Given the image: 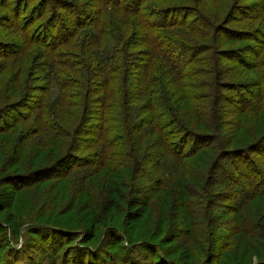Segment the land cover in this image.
Returning a JSON list of instances; mask_svg holds the SVG:
<instances>
[{
	"label": "trees",
	"instance_id": "1",
	"mask_svg": "<svg viewBox=\"0 0 264 264\" xmlns=\"http://www.w3.org/2000/svg\"><path fill=\"white\" fill-rule=\"evenodd\" d=\"M0 136V187L49 193L45 222L0 194V264H198L181 227L209 253L222 204L264 264V0H0Z\"/></svg>",
	"mask_w": 264,
	"mask_h": 264
},
{
	"label": "rangeland",
	"instance_id": "2",
	"mask_svg": "<svg viewBox=\"0 0 264 264\" xmlns=\"http://www.w3.org/2000/svg\"><path fill=\"white\" fill-rule=\"evenodd\" d=\"M12 140V139H10ZM0 150H7L9 153L5 158L2 157L3 153L0 152V175L3 174L2 172H13L16 173L19 171L16 170L18 165L15 166H8V164H13L14 161L16 160L17 157V152L20 146H10L7 145L6 139H4L3 136H0ZM15 152V153H14ZM14 153L13 159H8V162L6 163V159L9 155ZM23 163V162H22ZM16 170V171H15ZM47 187L46 184L42 185V188ZM42 188L40 189H35L34 187H24L21 190H15L12 191L10 189L3 188L2 186L0 187V194L2 196L6 197V202L8 204V210L6 211V214L8 216L11 215H22L28 219H34L30 214L34 212L35 210L39 209L38 205L39 203L41 204L44 200V212L42 217L37 218L39 221H48L46 215H45V209L47 208V197H45V192H42ZM40 195L43 196L44 199L39 197ZM217 215H216V220L218 223H223L221 229H217L216 232H214L218 236V241L215 239L214 244H217V248L214 249L211 248L210 252L208 253V248L207 246L210 245V241L208 238L204 236V234L201 235V237L196 236L194 233V228L193 225H191L192 229H189L187 225H184L181 227L183 232H189L190 241L187 242V245L184 246L183 248H180L177 250V253L174 256H179V254L184 257V258H189L190 261L196 260L198 264H203L205 260L209 262L208 264H248V263H253L256 264V256L252 257V259L248 256L244 261L247 263H242V258L244 256V243L246 242L245 240L243 243H237L238 240L237 236H232L234 232V223L232 221V217L228 213L225 205H218L217 206ZM221 209V210H219ZM167 211V207L164 205L163 201L159 198H156L149 206L148 208L144 211V217L138 222L137 226V234L141 233V235H144V237L150 238L151 236L153 237L154 242H159L161 238L166 234V231L168 230V225L167 223H162V221L165 219V212ZM34 216H37V214H34ZM67 218H71L72 224H75L76 216L70 215L67 216ZM256 219V218H255ZM261 222L263 219H260ZM232 221V222H231ZM233 228V232L231 234V229ZM190 231L193 232L190 233ZM27 238H29V235H26ZM46 243V242H45ZM240 244V245H236ZM47 244V243H46ZM20 243L17 245L19 246ZM246 247V244H245ZM7 243L3 238V235L0 233V254H7L11 253L9 250L7 252ZM10 257H12V253L10 254ZM219 257V258H218ZM23 258V257H22ZM34 262L40 261L42 264H49L50 258L47 257L46 252H37L34 253ZM218 258V259H216ZM254 258V259H253ZM25 260L20 261L18 264H25Z\"/></svg>",
	"mask_w": 264,
	"mask_h": 264
}]
</instances>
